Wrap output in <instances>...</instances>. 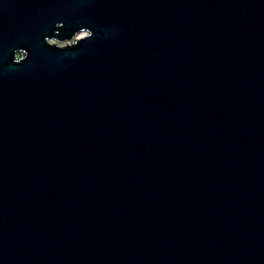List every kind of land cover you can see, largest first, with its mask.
Listing matches in <instances>:
<instances>
[{
    "label": "water",
    "instance_id": "95a60500",
    "mask_svg": "<svg viewBox=\"0 0 264 264\" xmlns=\"http://www.w3.org/2000/svg\"><path fill=\"white\" fill-rule=\"evenodd\" d=\"M0 264H264V0H0Z\"/></svg>",
    "mask_w": 264,
    "mask_h": 264
}]
</instances>
